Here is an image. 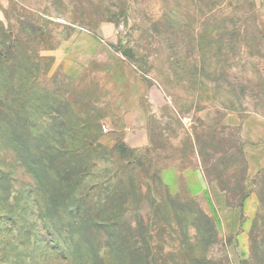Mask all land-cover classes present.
<instances>
[{"label": "rangeland", "instance_id": "1", "mask_svg": "<svg viewBox=\"0 0 264 264\" xmlns=\"http://www.w3.org/2000/svg\"><path fill=\"white\" fill-rule=\"evenodd\" d=\"M0 264H264V0H0Z\"/></svg>", "mask_w": 264, "mask_h": 264}, {"label": "crops", "instance_id": "2", "mask_svg": "<svg viewBox=\"0 0 264 264\" xmlns=\"http://www.w3.org/2000/svg\"><path fill=\"white\" fill-rule=\"evenodd\" d=\"M132 143H134L136 145V143H138V142H137V140H134V141H132ZM139 143H138V145H139Z\"/></svg>", "mask_w": 264, "mask_h": 264}]
</instances>
